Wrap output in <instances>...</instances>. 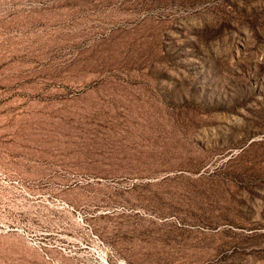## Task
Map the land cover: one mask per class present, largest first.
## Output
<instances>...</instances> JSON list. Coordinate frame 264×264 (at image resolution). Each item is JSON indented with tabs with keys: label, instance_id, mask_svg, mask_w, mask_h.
I'll return each instance as SVG.
<instances>
[{
	"label": "rangeland",
	"instance_id": "obj_1",
	"mask_svg": "<svg viewBox=\"0 0 264 264\" xmlns=\"http://www.w3.org/2000/svg\"><path fill=\"white\" fill-rule=\"evenodd\" d=\"M0 264H264V0H0Z\"/></svg>",
	"mask_w": 264,
	"mask_h": 264
}]
</instances>
